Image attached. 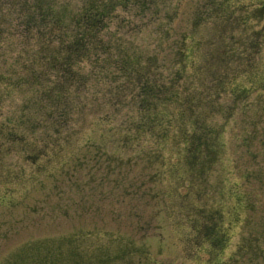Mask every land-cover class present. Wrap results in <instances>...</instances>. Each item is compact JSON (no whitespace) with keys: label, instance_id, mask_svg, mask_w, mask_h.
Segmentation results:
<instances>
[{"label":"rangeland","instance_id":"374dc122","mask_svg":"<svg viewBox=\"0 0 264 264\" xmlns=\"http://www.w3.org/2000/svg\"><path fill=\"white\" fill-rule=\"evenodd\" d=\"M155 1L160 16L127 33L161 53L165 77L177 79L182 68L196 73L210 56L240 69L234 59L250 52L251 30L264 28V0H230L237 4L234 19L224 17L222 0ZM120 17L114 30L128 29L126 19L141 21L129 12ZM259 37V71L245 72L252 78L248 97L247 90L237 95L231 89L214 96L211 71L201 86L204 99L221 103L212 122L222 126L219 155L203 182L179 162L183 153L173 141L114 150L116 144L105 147V133L87 130L64 162L39 172L34 182L35 165L9 154L7 163L23 165L26 180L6 183L0 174V264H264V31ZM218 38L211 55V41ZM19 99L13 93L0 120ZM115 118L117 130L124 112ZM87 136L99 147L85 142ZM211 220L225 231L223 243L204 233Z\"/></svg>","mask_w":264,"mask_h":264},{"label":"trees","instance_id":"16d2710c","mask_svg":"<svg viewBox=\"0 0 264 264\" xmlns=\"http://www.w3.org/2000/svg\"><path fill=\"white\" fill-rule=\"evenodd\" d=\"M1 3L0 115L13 93L20 96L11 113L0 120V174L6 183L26 180L23 165L12 167L7 163L9 154H20L35 165L38 173L30 177L34 182L39 172L46 174L64 162L87 130L105 133L101 134L105 147L116 144L114 150L135 148L147 140L160 146L173 141L183 153L179 160L182 166L204 181L209 165L219 155L222 126L212 122L221 103L204 99L201 86L211 71L208 79L216 83L214 96L231 89L237 95L247 90L243 97H248L252 78L246 73L251 75L257 67L255 54L259 53V35L264 28L251 30L255 38L251 39L250 52L234 59L241 61L240 69L222 65L223 61L217 64L219 59L210 56L207 65L197 66L196 73L188 75L182 68L175 71L179 77L174 79L162 75L160 52L151 53L135 37L128 36L129 28L138 33L153 15L160 16L155 0ZM220 10L224 17L234 19L237 4L222 0ZM121 12H129L141 21L126 19L128 29L122 31L116 25L114 30L113 26L124 18ZM229 30L232 32V28ZM221 41L212 40L208 53L213 55ZM191 83L196 85L192 89ZM219 86H223L222 91ZM132 108H136L135 116ZM122 112L124 118L114 130L112 122ZM106 133L108 139L103 137ZM85 142L99 147L95 137L87 136Z\"/></svg>","mask_w":264,"mask_h":264}]
</instances>
